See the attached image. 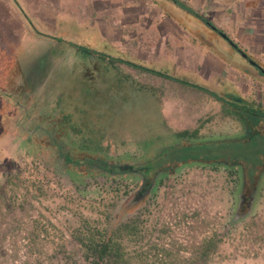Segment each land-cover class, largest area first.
<instances>
[{
  "label": "rangeland",
  "instance_id": "1",
  "mask_svg": "<svg viewBox=\"0 0 264 264\" xmlns=\"http://www.w3.org/2000/svg\"><path fill=\"white\" fill-rule=\"evenodd\" d=\"M22 1L11 11V32L0 22V86L17 91L20 77L9 75L21 66L34 90L31 100L21 97L22 108L0 100V264H92L78 241L87 223L100 231L129 222L137 228L123 235L126 250L143 255L133 264H264V179L253 208L239 217L240 179L225 167L184 165L134 203L144 179L76 178L51 142L64 113L73 122L66 143L98 146L113 164L144 165L142 142L154 131L202 122L204 140L239 136L244 127L208 92L124 64L89 75L77 55L143 62L264 106V74L252 64L264 69V0H35L33 11ZM131 81L143 91L127 111ZM258 137L222 150L247 161L248 193L264 163V131Z\"/></svg>",
  "mask_w": 264,
  "mask_h": 264
},
{
  "label": "trees",
  "instance_id": "2",
  "mask_svg": "<svg viewBox=\"0 0 264 264\" xmlns=\"http://www.w3.org/2000/svg\"><path fill=\"white\" fill-rule=\"evenodd\" d=\"M15 1L19 6L18 1ZM207 22L214 30H217V27H215L210 20ZM227 40L234 46V48L241 51L238 44L231 40L228 35ZM79 50L90 53L92 52V50L80 46ZM241 52L244 53L243 51ZM77 56L79 57L80 69H83V71L89 75H91L92 70L95 69H100L103 71L104 69L109 68V66L116 68L118 64H124L135 70L169 78L173 81L188 86H193L199 90H204L217 100L223 102L224 113L240 122L244 127V131L239 135L240 137L226 136L223 138H214L212 140H204L199 137V133L203 125L202 122H200L199 125L194 129H185L173 134H169L164 131L161 133L154 131V133H152V137H149L147 141L143 140L142 142L143 146L145 147L144 153L148 156L144 165L138 166L129 163L113 164L108 155L103 154L102 151L98 150V146L93 148V146L91 147L80 144L82 148H79L80 146L77 147L70 143H66V141H68L66 127L70 125L72 126L73 122L71 121L72 115L63 112L65 114L63 116L64 118L59 119L60 123L55 122L58 126L56 131L59 137L56 134L52 135L51 133V142L53 141V143H57L55 145L59 148V153L56 155L57 158L63 159L65 167L74 172L76 178H81L84 176V174H96L99 176L110 175L112 177L117 175H128L134 178H142L145 180V185H143V187L136 192V195L133 198L134 203L140 202L149 193H152L157 187L156 183H163L166 177H168L170 174L177 173L182 168V166L187 164H198L205 167H210L213 170H218L220 167H225L230 171L231 175L238 174L240 179L239 195L240 193L244 192V190L249 188L247 182L250 176V170L248 168L247 161L242 159L240 154H237L238 156L232 158L233 156L231 154L228 155L223 153L224 151L222 150L225 147L226 151L230 149L231 143L233 141H240L244 144L250 140L257 141L259 139L258 136L262 135V132L264 131V106L247 101L238 92L235 94H230L228 97L221 96L220 94L209 90L206 87L192 83L188 80L173 77L172 75L150 67L143 62L117 58L112 55ZM245 57H248V55ZM254 66L264 74V69L262 67H260L258 64H255ZM21 69L22 68L20 66L15 69L16 71H12V74L9 75V78L15 80L16 78L20 77L17 91H4V89L0 86V100L2 101V104L5 103V106L7 105V107L16 106L17 108H22L20 106L22 99L23 101L27 99L31 100L32 91L34 90L30 88L32 85L28 82L30 77L27 76L25 71L23 73ZM20 88H23L21 92L19 91ZM128 89L134 93L135 99L127 103V106H125L124 110L131 111L135 106H137L135 103L137 99L136 96H138L140 91H143V88H141L135 81H131ZM0 114L3 117L4 113L2 111H0ZM209 144L212 146L209 148L210 151L208 153L202 151L203 148L210 146ZM144 153H142V155ZM143 157L146 156L143 155ZM9 178H11V180L14 179L13 176ZM254 178H256V180H254L255 192L253 189V193L257 195L259 192L260 182H262L264 179V163L260 165ZM34 185L35 186H33L31 189L33 192H42V187H39L36 184ZM13 190L15 191V188H13ZM17 203L18 202L13 201V204ZM135 224L136 222L121 223L115 229L102 227L99 231L87 223V231L84 233L83 237H78V241L83 248L85 257L90 260L92 264H133L134 259L137 260L138 258L141 260L143 255H139L138 257L136 256L137 258H135V256H132L126 250L123 242V235L125 233L131 234L136 232L137 225ZM39 236L40 232L38 234H33L34 239L31 238L30 241H35ZM166 253L170 255V251ZM35 256H38V253H36Z\"/></svg>",
  "mask_w": 264,
  "mask_h": 264
},
{
  "label": "crops",
  "instance_id": "3",
  "mask_svg": "<svg viewBox=\"0 0 264 264\" xmlns=\"http://www.w3.org/2000/svg\"><path fill=\"white\" fill-rule=\"evenodd\" d=\"M18 3L21 4L22 0H17ZM23 3L27 4V11H33L35 10V8L31 7L32 4L35 5V0H23ZM16 5V1L15 0H0V22H4L5 26H6V30L9 32H11L10 30V26H8V24L12 23V9L14 10ZM7 19L8 22H5ZM5 20V21H4Z\"/></svg>",
  "mask_w": 264,
  "mask_h": 264
},
{
  "label": "flooded vegetation",
  "instance_id": "4",
  "mask_svg": "<svg viewBox=\"0 0 264 264\" xmlns=\"http://www.w3.org/2000/svg\"><path fill=\"white\" fill-rule=\"evenodd\" d=\"M255 199H256V195L253 193V191L251 193H248L246 189L244 190V192L240 193L237 212H236L237 217L246 214L247 210L249 211L250 209H252Z\"/></svg>",
  "mask_w": 264,
  "mask_h": 264
},
{
  "label": "water",
  "instance_id": "5",
  "mask_svg": "<svg viewBox=\"0 0 264 264\" xmlns=\"http://www.w3.org/2000/svg\"><path fill=\"white\" fill-rule=\"evenodd\" d=\"M223 36H224L225 38H227V35H226V34H223ZM244 56H247V55L245 54ZM252 63H253L254 65L256 64V63L253 62V61H252Z\"/></svg>",
  "mask_w": 264,
  "mask_h": 264
}]
</instances>
